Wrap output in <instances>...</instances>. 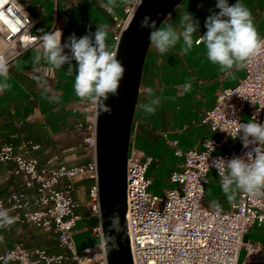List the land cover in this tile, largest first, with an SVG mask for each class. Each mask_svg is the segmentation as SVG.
<instances>
[{
    "label": "built area",
    "instance_id": "1",
    "mask_svg": "<svg viewBox=\"0 0 264 264\" xmlns=\"http://www.w3.org/2000/svg\"><path fill=\"white\" fill-rule=\"evenodd\" d=\"M135 6L129 4L125 18L117 25L113 35L114 48ZM38 21L17 0H0V56L9 65L18 55L42 41L33 35ZM264 39V35L261 36ZM244 76L238 84L221 90L215 102L200 122L207 125L219 139L206 138L200 149L181 151L174 147V156L180 159L178 169L169 175L172 187L163 195L149 191L152 181L149 168L153 157L143 155L134 145L129 149L126 167V222L133 264H264V247L244 236L264 223V196L255 197L240 191L237 202L228 213L210 210L202 205L207 175L224 169V161L242 156L245 149L240 143L230 152L218 151L228 139L237 134L239 123L253 117L264 123V54L248 62ZM92 114L82 126L83 144L90 154L84 164L63 163L39 166L33 152L41 145L26 140L18 145L0 147V162H12L9 176L19 178L28 189H34L35 210L22 190H14L0 204L13 213L15 223L33 228L55 237L58 253L29 246L24 240L14 242L0 251V264H106L102 242L78 250L73 239L74 228L80 220V203L74 196L78 182L96 179L95 104ZM248 111L247 120L241 113ZM93 212L98 217L97 189L89 191ZM94 232L101 237L100 226ZM244 251L242 261H239Z\"/></svg>",
    "mask_w": 264,
    "mask_h": 264
},
{
    "label": "crops",
    "instance_id": "2",
    "mask_svg": "<svg viewBox=\"0 0 264 264\" xmlns=\"http://www.w3.org/2000/svg\"><path fill=\"white\" fill-rule=\"evenodd\" d=\"M17 1L38 21L32 31L33 35L40 37L43 32L60 29L64 43L73 33L79 38L89 31L95 32L96 27H106L110 50L114 48L112 38L116 27L125 18V9L129 5L124 4L123 0ZM228 2L234 4L236 0ZM216 3L217 0H184L160 27L171 24L179 28L182 15L185 12L191 13L199 21L200 27L198 33L193 34L194 43L187 52L184 51L182 40L164 53H160L152 44L150 46L134 115L131 145L136 146L139 141L144 148L140 149L143 155L153 157L149 168L152 183L154 169L163 167L165 174L168 171L169 175L178 169L180 159L171 157L174 152L171 144L173 141L177 142L176 148L188 151L200 149L206 138L219 139V135L213 134L207 125L200 122L201 117L213 106L221 90L234 87L244 76L243 68L224 70L220 65L213 64L207 58L206 46L195 43L207 30L204 27L206 18L212 12L219 11ZM240 3L252 13L254 25L260 37L263 36L264 0H240ZM37 55L42 56V42L18 55L8 65L9 88L0 92V147L32 140L41 145L39 151L32 153L41 167L59 163L84 164L90 159V154L81 139L84 134L82 126L92 114L91 102L81 100L75 94V67L69 74L67 65L56 68L45 59L36 63L34 57ZM72 63L74 66L75 61ZM149 89L152 90V96H149ZM156 97L160 98V104L155 113H146L142 105ZM248 116V111L241 113L243 120H247ZM240 143L238 137L228 139L218 151L230 152L237 149ZM12 168V162H0V198L5 199L11 191L22 190L31 203L29 209L35 210L34 189L26 188L19 178L9 176L7 171ZM207 178L202 205L220 213L230 212L240 191L235 192L230 202L216 173L210 171ZM167 184L169 188L172 187L169 179ZM169 188H165L163 193ZM78 201L80 209L85 206L83 198ZM214 202H218L219 208ZM9 214L13 216L12 212ZM82 219L80 217L77 222L80 231H85L83 233L96 240L94 245H100L101 237L94 229V234L86 232L88 226ZM93 220V225L98 227V217ZM19 240H24L29 246L45 248L51 253L60 251L54 236L30 225L20 226L14 222L11 226L0 228V251ZM244 240H251L264 247V223L255 227L252 234L245 235Z\"/></svg>",
    "mask_w": 264,
    "mask_h": 264
},
{
    "label": "clouds",
    "instance_id": "3",
    "mask_svg": "<svg viewBox=\"0 0 264 264\" xmlns=\"http://www.w3.org/2000/svg\"><path fill=\"white\" fill-rule=\"evenodd\" d=\"M114 2V0H113ZM144 0H123L124 4H132L139 9ZM106 7V5H102ZM218 12H212L206 20L204 27L206 32L195 41L206 46L207 58L218 64L224 70H239L246 66L249 60L264 54V39H262L254 25L252 13L236 0L229 4L228 0H217ZM159 19V14H157ZM157 19L145 15L140 23V29H149V41L160 52L164 53L183 41L184 51L187 52L193 46V34L199 31V21L194 16L185 12L180 18V27L175 28L171 24L164 28L157 26ZM108 30L106 27H96L95 32L77 37L71 34L62 43V30L43 32L42 56L34 57L36 63L45 59L56 68L67 65L69 74L75 67L74 90L81 100L90 101L98 106L101 113L111 115L112 109L106 104L109 96L119 94L120 82L124 78L125 67L123 61L117 58V52L110 50L107 44ZM67 50V51H66ZM73 61L75 65L73 66ZM0 92L9 88V69L7 61L0 56ZM152 96V90H148ZM160 104V98L150 99L142 105L146 113H155ZM239 138L243 147L250 151L242 156H234L224 161L227 171L219 170L222 190L231 202L237 190L255 197L264 196V123L256 117L247 123H239L237 134L233 139ZM219 208L218 202H214ZM118 213L107 217L109 230ZM15 217L9 214V210L0 204V228L11 226ZM118 250V248H117Z\"/></svg>",
    "mask_w": 264,
    "mask_h": 264
},
{
    "label": "water",
    "instance_id": "4",
    "mask_svg": "<svg viewBox=\"0 0 264 264\" xmlns=\"http://www.w3.org/2000/svg\"><path fill=\"white\" fill-rule=\"evenodd\" d=\"M184 0H144L135 9L120 33L115 46L117 58L126 69L119 94L109 96L111 115L101 113L95 104V151L98 222L106 264H133L126 222V167L131 147L134 115L138 105L141 79L151 43L149 29H140L145 15L157 19V26ZM118 213L112 229L107 217ZM118 248V250H117Z\"/></svg>",
    "mask_w": 264,
    "mask_h": 264
},
{
    "label": "rangeland",
    "instance_id": "5",
    "mask_svg": "<svg viewBox=\"0 0 264 264\" xmlns=\"http://www.w3.org/2000/svg\"><path fill=\"white\" fill-rule=\"evenodd\" d=\"M163 25H161L162 27ZM150 54V50L148 52L147 55V59L145 62V66H147L148 64V56ZM81 139L83 140V137H81ZM138 150H142V146L140 145L139 141L137 142L136 146H135ZM144 149V148H143ZM171 157L176 158L174 156V152L171 154ZM168 171H164V168H160V169H154L153 170V179L154 182L152 183V185L149 188V191H151L152 193L156 194V195H163V190L165 188H169V185L167 184V180H168ZM91 184H89V181H83V182H78L74 188V196L77 200H80V198H83V203L85 206H81V209H79V216L82 219V221H84L83 223L88 226V229L86 232H90L91 234H94L93 229L96 227L95 225H93V218L96 217V214L93 212V202L91 201V197L89 195V191L91 188ZM79 202V201H78ZM82 214L84 215V217H82ZM85 219V220H84ZM85 231H80V224L77 223L76 227L74 228V233H73V239L75 241L76 247L77 249H82L86 246H92L94 245L97 241L94 240L92 237L89 236V234L83 233ZM244 257V251L241 252L240 256H239V261L241 262L242 259Z\"/></svg>",
    "mask_w": 264,
    "mask_h": 264
},
{
    "label": "trees",
    "instance_id": "6",
    "mask_svg": "<svg viewBox=\"0 0 264 264\" xmlns=\"http://www.w3.org/2000/svg\"><path fill=\"white\" fill-rule=\"evenodd\" d=\"M89 184H91V185H95V181L92 180V182H91V183L89 182Z\"/></svg>",
    "mask_w": 264,
    "mask_h": 264
}]
</instances>
